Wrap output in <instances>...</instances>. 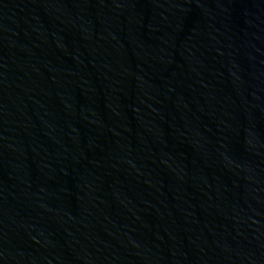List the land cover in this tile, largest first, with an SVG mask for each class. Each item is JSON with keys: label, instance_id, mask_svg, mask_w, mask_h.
<instances>
[{"label": "water", "instance_id": "1", "mask_svg": "<svg viewBox=\"0 0 264 264\" xmlns=\"http://www.w3.org/2000/svg\"><path fill=\"white\" fill-rule=\"evenodd\" d=\"M0 264H264V0H0Z\"/></svg>", "mask_w": 264, "mask_h": 264}]
</instances>
